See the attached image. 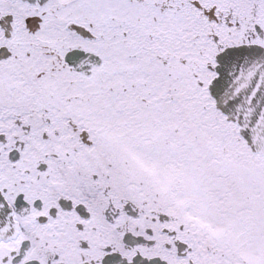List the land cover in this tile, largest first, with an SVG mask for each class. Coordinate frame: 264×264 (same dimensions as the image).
<instances>
[{
	"label": "snow or ice",
	"instance_id": "snow-or-ice-1",
	"mask_svg": "<svg viewBox=\"0 0 264 264\" xmlns=\"http://www.w3.org/2000/svg\"><path fill=\"white\" fill-rule=\"evenodd\" d=\"M0 264H264V0H0Z\"/></svg>",
	"mask_w": 264,
	"mask_h": 264
}]
</instances>
